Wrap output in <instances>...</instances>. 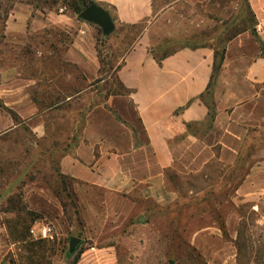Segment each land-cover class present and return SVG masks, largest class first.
Returning a JSON list of instances; mask_svg holds the SVG:
<instances>
[{
	"label": "rangeland",
	"instance_id": "obj_1",
	"mask_svg": "<svg viewBox=\"0 0 264 264\" xmlns=\"http://www.w3.org/2000/svg\"><path fill=\"white\" fill-rule=\"evenodd\" d=\"M72 1L0 0V67L17 58L8 51L10 43L4 38L10 12L29 7L31 16L49 19L26 33L34 44L27 43L19 56L28 79H34L29 93L36 104L37 121L20 118L10 126L7 112L0 108V264H33L25 246L44 240L50 241V247L41 264H71L76 256V264H206L204 248L217 249L222 243L234 247L238 264H264V132L260 130L247 136L242 163L235 169L212 162L196 174L166 170L171 201L157 202L138 189L114 192L68 178L64 183L73 200L61 194L66 203L62 207L55 195L62 183L54 165L66 150L74 152L73 139L83 135L82 119L86 120L89 106L107 88L115 87L110 75L114 77L131 40L129 31L103 35L100 27L90 23L92 36H106L96 46L102 59L97 74L87 75L84 68L65 62L63 51L71 33L77 34L82 24H88L71 11ZM185 10H194V21L189 18L183 23L185 28L168 37V50L222 42L244 26L227 24L230 18L224 25L192 3ZM61 14L77 25L63 29ZM29 45L33 47L28 49ZM37 50L43 53L38 55ZM56 96L64 101L50 110L46 106ZM34 97L41 99L39 104ZM10 208L15 210L6 211ZM40 222L52 226V238L32 236L30 229ZM210 224L218 230L197 237L193 245L192 234ZM71 237L79 239L73 252H69Z\"/></svg>",
	"mask_w": 264,
	"mask_h": 264
},
{
	"label": "crops",
	"instance_id": "obj_2",
	"mask_svg": "<svg viewBox=\"0 0 264 264\" xmlns=\"http://www.w3.org/2000/svg\"><path fill=\"white\" fill-rule=\"evenodd\" d=\"M94 1L110 14L115 26L112 34L122 29L129 31L130 43L115 72L129 92L110 95L104 104L87 113L85 140L75 146L72 154L60 158V171L114 192L138 189L144 197L163 202L174 199L166 189V170L196 174L212 162L234 164L248 130L264 132V51L260 45L262 42L264 46V0H247V4L243 0ZM187 3L200 6L202 13L217 17L224 25L228 18L227 24L244 25L227 42L214 88L216 114L208 130L200 128L208 109L198 96L209 81L213 49L183 47L160 64L149 51L185 28L189 18L194 21V10L183 11ZM21 7L10 12V19L5 22L8 51L17 58L0 67V102L24 121L36 122V104L29 93L34 79H28L19 56L27 43L34 44L26 33L49 19L31 16V8ZM251 14L255 32L250 29ZM61 17L66 31L78 23L65 14ZM92 31L88 22L77 34L71 33L62 58L84 68L87 75L98 72L97 41ZM32 47L29 45L28 49ZM188 101L190 104L176 113ZM6 119L14 126L9 114ZM186 124L197 128H187ZM216 230L214 224L198 229L192 234L191 243L196 244L197 237L211 236ZM218 246L204 248L206 264H238L233 246Z\"/></svg>",
	"mask_w": 264,
	"mask_h": 264
},
{
	"label": "trees",
	"instance_id": "obj_3",
	"mask_svg": "<svg viewBox=\"0 0 264 264\" xmlns=\"http://www.w3.org/2000/svg\"><path fill=\"white\" fill-rule=\"evenodd\" d=\"M243 2H245L247 4V0H243ZM93 3H96L94 0H73L70 4V8H71V11L74 12L75 14H79L84 8H86L87 6H89L90 4H93ZM255 20H254V16L253 14H251V27L250 29L255 32ZM98 28V27H97ZM98 30L100 31L101 33V29L98 28ZM241 31V30H239ZM237 31V32H239ZM234 35V34H233ZM233 35H230L227 37V39L225 41H222V42H218V43H212V44H208V45H194V46H189V45H182L180 47H176L174 49H167V44L169 43V40L168 38H164L157 46H154V47H151L150 48V54L153 56V58L156 60V62L158 64L161 63V61L171 55L172 53H174L175 51H177L178 49H181L183 47H190V48H197V47H201V46H208L210 48L213 49V63H212V69H211V73H210V77H209V81L207 83V86L205 88V90L200 93V95L198 96V98L206 105L207 109H208V113H207V117H206V120L204 122H202L200 124V128H203L204 130H208L212 127V124H213V121H214V118H215V114H216V108H215V100H214V88L216 86V83H217V80H218V77H219V74H220V71H221V68H222V64H223V60H224V57H225V51H226V45H227V42L228 40L233 36ZM106 39V36H103V37H100V38H97L96 41V46L101 44V42H103L104 40ZM260 45L262 47V51H264V46L262 44V42H260ZM96 51H97V57H98V61L99 63H101V52L100 50L96 48ZM121 63H119L116 67V70L120 67ZM107 73L105 75V77L109 74L107 71L105 72ZM105 77H102L101 80L105 79ZM110 77L113 78V85L118 88V89H115V87L112 89V88H107L106 91L104 92V95L102 96V98L100 100H97L95 102H93V104L91 106H89V108L87 109V112L91 111L94 107H96L97 105H100V104H104L105 100L110 96V95H122V94H126L129 92V90L122 84V82L118 79V77L116 75L111 76ZM105 81V80H104ZM60 97L59 96H56L54 101L51 102L49 105H47L46 107L49 108L50 110H56L59 108V105L61 103H63V99H59ZM35 101L36 103H40L41 99H38V98H35ZM191 101H188L184 106L178 108L176 110V113L180 110H182L183 108H185L187 105L190 104ZM40 107V106H38ZM0 108L3 109L4 111L7 112V114L10 115V117L12 118L13 120V125H15L17 122V119H20V117L16 114L15 111L11 110L10 108L4 106L3 104H0ZM41 109V107H40ZM116 118L117 119H120V117L118 115H116ZM195 126V128H197V125L195 124H186L187 128H190L192 126ZM85 126V120L84 118L82 119V127L81 128H84ZM83 130V129H81ZM257 129L255 128H252L250 129V131L248 130V134L246 135L243 143H242V146L240 148V151H239V154H238V157L236 159V161L234 162V164H232L234 166V169L236 168V165H238L237 167H239L242 163V158L244 156L243 154V146H245V141L247 140V136L249 135V133L251 131H256ZM84 137L83 135H81L80 139L78 136H74V146H77L78 143L80 141H84ZM67 154H71L70 151L66 150L65 152H63L60 156V158L62 156H65ZM60 161V160H59ZM59 161L54 165V173L57 177L60 178V181L62 183V185L59 187L58 191L56 192V197L60 200L61 202V205L62 207L65 209L66 207V203L63 202V199L61 197V194L64 195L65 198L69 199V201L73 200L72 199V193L70 192L69 188H68V184L67 183H64V181L68 178L70 179H73V180H76L75 178L69 176V175H66V174H63L61 171H60V168H59ZM52 164V162H51ZM227 165V164H225ZM233 169V171H234ZM237 188L238 185H235ZM11 209V208H10ZM6 210V211H12V210H15V209H11V210ZM27 213L29 214H33L34 216V212L33 211H30L28 210ZM78 217V216H77ZM50 241H35V242H32L30 244V246H25L26 248V251L29 252V257L33 259V264H41L42 262V259L43 257L45 256V251L50 247L48 244ZM78 260V256H76L72 263L71 264H76Z\"/></svg>",
	"mask_w": 264,
	"mask_h": 264
},
{
	"label": "water",
	"instance_id": "obj_4",
	"mask_svg": "<svg viewBox=\"0 0 264 264\" xmlns=\"http://www.w3.org/2000/svg\"><path fill=\"white\" fill-rule=\"evenodd\" d=\"M79 17L84 21L95 24L101 28L103 35H109L114 31V22L108 13L100 5L93 3L84 8L80 13ZM79 242V239L76 237H71L69 252H73L76 244Z\"/></svg>",
	"mask_w": 264,
	"mask_h": 264
},
{
	"label": "built area",
	"instance_id": "obj_5",
	"mask_svg": "<svg viewBox=\"0 0 264 264\" xmlns=\"http://www.w3.org/2000/svg\"><path fill=\"white\" fill-rule=\"evenodd\" d=\"M61 11L63 8L60 9ZM39 225V227H37ZM37 226L30 229V233L34 238H52L54 230L47 222H40ZM3 264H7L6 262Z\"/></svg>",
	"mask_w": 264,
	"mask_h": 264
}]
</instances>
